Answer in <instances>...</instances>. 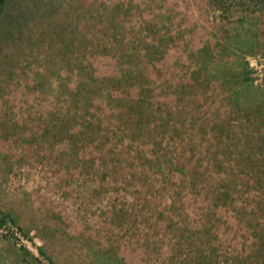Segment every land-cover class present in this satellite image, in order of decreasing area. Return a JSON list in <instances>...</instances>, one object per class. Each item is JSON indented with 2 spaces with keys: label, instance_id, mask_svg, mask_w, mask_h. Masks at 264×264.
Wrapping results in <instances>:
<instances>
[{
  "label": "rangeland",
  "instance_id": "obj_1",
  "mask_svg": "<svg viewBox=\"0 0 264 264\" xmlns=\"http://www.w3.org/2000/svg\"><path fill=\"white\" fill-rule=\"evenodd\" d=\"M4 3L0 264H264V0Z\"/></svg>",
  "mask_w": 264,
  "mask_h": 264
},
{
  "label": "trees",
  "instance_id": "obj_2",
  "mask_svg": "<svg viewBox=\"0 0 264 264\" xmlns=\"http://www.w3.org/2000/svg\"><path fill=\"white\" fill-rule=\"evenodd\" d=\"M4 7H5V3H4V1H3V3L0 4V12L4 9ZM1 223H5V220L3 219V220L1 221Z\"/></svg>",
  "mask_w": 264,
  "mask_h": 264
},
{
  "label": "water",
  "instance_id": "obj_3",
  "mask_svg": "<svg viewBox=\"0 0 264 264\" xmlns=\"http://www.w3.org/2000/svg\"><path fill=\"white\" fill-rule=\"evenodd\" d=\"M3 1H4V0H0V4H2V3H3Z\"/></svg>",
  "mask_w": 264,
  "mask_h": 264
}]
</instances>
